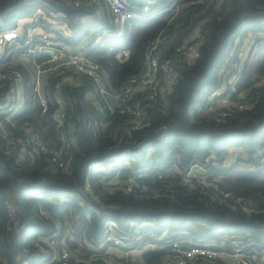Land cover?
<instances>
[{"label":"trees","instance_id":"16d2710c","mask_svg":"<svg viewBox=\"0 0 264 264\" xmlns=\"http://www.w3.org/2000/svg\"><path fill=\"white\" fill-rule=\"evenodd\" d=\"M125 1L137 13L149 7L151 17L129 21L123 36L106 38L91 51L106 66L111 89L122 90L144 72L147 47L160 33L168 39L160 48L162 58H167L201 25L200 55L195 61L176 63L179 77L173 90L157 107L146 108L150 124L131 134L121 130L129 124V113L106 115L110 125L104 126V118L85 98L84 90L65 89V101L72 105L67 108L66 122L75 127L77 140L76 147L68 149L72 161L66 172L54 171L41 159L22 158L21 144L10 145L0 136V264H43L36 243L56 231L61 232L59 239H66L69 264H88L90 249L81 240H99L111 219L126 229L143 223L133 239L144 242L165 235L183 246L206 241L233 246L264 238V165L252 158L227 160L231 149H244L251 155L264 145V87L252 90L260 94L253 108L235 113L224 123L193 117L190 112L231 73L227 58L238 31L264 30V0H213L207 11L204 4H192L173 17L155 11L167 0ZM190 1L179 0V4ZM50 9L68 22L71 44L93 28L111 25L106 9L100 18L85 19L94 9L77 7L74 0H0V30L15 27L21 20L30 22L40 10L50 14ZM263 74L264 53H260L245 65L240 89H251ZM25 78L26 104L18 122H28L41 142L57 151L62 144L53 107L42 112L28 72ZM142 96L138 93L136 99ZM3 98L0 89V102ZM126 147L143 151L137 157H121L122 163L108 174L90 169ZM209 151L222 167L209 170L207 176L219 177V186L204 194L187 183L184 174L193 160L204 158ZM130 160L144 164L146 181L159 192L140 197L106 183L104 175L108 179L118 175L123 183L134 176L125 164ZM224 192L232 196L226 198ZM170 253V248L158 243L156 249L142 252L136 263L162 264ZM197 264L225 263L199 260Z\"/></svg>","mask_w":264,"mask_h":264},{"label":"built area","instance_id":"2783aa9c","mask_svg":"<svg viewBox=\"0 0 264 264\" xmlns=\"http://www.w3.org/2000/svg\"><path fill=\"white\" fill-rule=\"evenodd\" d=\"M212 2L213 0H191L181 6L179 0H167L168 4L165 3L155 11L172 14L173 17L180 13L184 6L192 4H204V11H207L211 9ZM74 4L77 7L87 6L94 9L93 14L87 15L85 19L100 18L102 9H106L111 25L93 28L78 43L71 44L67 40L71 33L68 22L62 14L50 9V14L45 10L38 11L35 18L23 26L18 24L0 30V89L4 91L3 101L0 102V136L10 145L21 144L22 158L32 161L41 159L57 172L69 170L72 154L68 149L76 147L77 144L75 127L66 122L67 108H72V105H67L65 101V89L84 90L85 98L104 118V126L110 125L106 115L129 113V124L122 125L121 130L131 134L132 131L150 124L146 108L157 107L159 101L173 90L179 77L176 63L181 59L191 62L198 59L202 45L201 25H198L183 38L170 57L162 58L160 48L168 39L166 34L160 33L147 47L144 72L132 79L122 90L115 91L109 87L106 66L90 53L106 38L123 36L129 21L150 18L151 10L146 7L143 13H137L125 0H74ZM260 53H264V30H239L227 58L231 63V73L219 88L208 95L204 103L190 110L191 115H198L220 124L235 113L253 108L260 94L252 90L264 87V74L251 89L242 90L239 85L245 65L256 59ZM25 72H28L31 78L32 88L38 97L42 112L47 113L53 107V119L58 126L62 144L57 151L46 147L28 122H18L19 114L26 104ZM138 93L143 96L136 99ZM141 150L140 147L122 148L120 152L104 161L93 163L90 169L93 172L108 174L113 171L115 165L122 163L121 157H137L142 153ZM241 157L252 158L263 166L264 145L251 155L244 149H231L227 160ZM216 159V154L209 151L204 158L193 160L185 170L184 180L204 194L209 193L211 187L218 188L219 177L207 176L211 168L222 167ZM125 164L134 171V176L123 183L118 175L112 179L104 175L106 183L115 188H124L140 197L149 192L155 194L160 191L146 181L144 164L138 165L135 160ZM195 179L197 182H194ZM223 195L229 198L232 193L224 192ZM12 208L9 210L11 218L14 217ZM1 223L0 218V225ZM143 227V223H135L131 225V229H126L112 219L106 221L99 240H81L90 249L88 264H137V257L149 249H156L158 243H164L165 247L171 250L170 255L162 260V264H197L199 260L221 261L225 264H264V238L233 246L224 241H206L183 246L180 241L165 235L156 237L151 242L133 239V235L140 234ZM60 234V231H56L51 236L38 239L36 246L39 248L43 264L70 263L71 254L65 247L66 239H59ZM110 248L117 249L122 255H111L108 252ZM133 252L136 254L133 255ZM22 264H30V261Z\"/></svg>","mask_w":264,"mask_h":264},{"label":"rangeland","instance_id":"374dc122","mask_svg":"<svg viewBox=\"0 0 264 264\" xmlns=\"http://www.w3.org/2000/svg\"><path fill=\"white\" fill-rule=\"evenodd\" d=\"M26 23V20H21V22H20V25H24ZM108 252L111 254V255H116V254H118V255H122L117 249H114V248H110V249H108ZM136 254V252H133V255H135Z\"/></svg>","mask_w":264,"mask_h":264},{"label":"crops","instance_id":"0c3cea01","mask_svg":"<svg viewBox=\"0 0 264 264\" xmlns=\"http://www.w3.org/2000/svg\"><path fill=\"white\" fill-rule=\"evenodd\" d=\"M244 153V151H242Z\"/></svg>","mask_w":264,"mask_h":264}]
</instances>
